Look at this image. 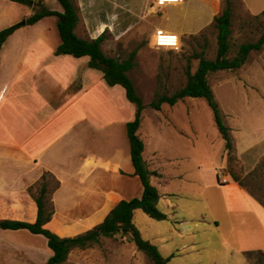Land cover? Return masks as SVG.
Segmentation results:
<instances>
[{
    "label": "crops",
    "instance_id": "1",
    "mask_svg": "<svg viewBox=\"0 0 264 264\" xmlns=\"http://www.w3.org/2000/svg\"><path fill=\"white\" fill-rule=\"evenodd\" d=\"M30 1L32 5L0 0V31L30 17L35 3L63 12L58 0ZM94 1L79 0L78 5L89 9ZM186 1L171 7L181 6L182 16L214 19L220 0H196L185 10ZM242 3L252 15L264 12V0ZM88 15L82 16V36L79 26L76 34L97 39L110 28L108 12L95 16L89 9ZM102 23L105 28L99 31ZM57 25V17L44 18L32 26L22 24L0 51V206L18 195L30 200L31 189L43 176L51 175L57 181L51 191L54 215L45 228L60 237H74L103 222L120 201L143 194L127 136V124L135 120L137 109L127 100L122 86H108L103 74L90 68L88 58L57 54L62 43ZM177 27L183 30L171 28L172 32L186 30ZM102 48L105 52V44ZM158 152L155 150L146 163L158 173L151 183L161 195L158 206L167 220L157 221L136 210L133 222L142 237L169 259L168 264L183 258L190 246L195 264H200L203 256L210 257L209 264H219L222 258V264H250L247 251L264 252V207L226 171L227 150L221 155L226 174L212 163L209 175L207 171L200 173L197 181L186 175L188 170L173 173L151 167ZM236 154L246 173L264 156L247 168L245 153L236 150ZM165 160L168 166L182 162L173 155ZM197 168L205 170L203 165ZM220 172L228 183L220 182ZM70 225L87 228L69 234L66 226ZM22 232L45 242L46 258L52 257L47 239L41 241L44 236L27 230L0 229V248L8 245L4 237Z\"/></svg>",
    "mask_w": 264,
    "mask_h": 264
},
{
    "label": "rangeland",
    "instance_id": "2",
    "mask_svg": "<svg viewBox=\"0 0 264 264\" xmlns=\"http://www.w3.org/2000/svg\"><path fill=\"white\" fill-rule=\"evenodd\" d=\"M153 0H96L90 7V15L101 16L108 12L110 18L106 31L105 54L125 61L133 51H137L135 67L129 72L139 96L148 107L157 94L172 95L187 84V73L194 74L200 59L213 60L216 58L218 42L217 32L212 27L214 19L198 18L194 15L182 16L181 6L168 7L164 12L155 14L151 9ZM79 8V35L82 36L84 24L83 15L88 17L89 9ZM96 3V4H95ZM196 0H187L183 8L189 9ZM40 4V3H36ZM84 4V2H83ZM226 4L220 0L217 7L218 15ZM38 7H34V12ZM234 15L232 19L231 57L242 44L255 43L264 34V15L258 18L250 14L239 2L234 0ZM93 12V13H92ZM184 12V10H183ZM215 15V16H216ZM82 23V24H81ZM106 24L99 26L102 31ZM182 37L180 50L156 49L151 46L152 35L158 28L177 31ZM103 32V33H104ZM248 62L237 71H220L208 76L217 101L223 112L226 124L232 129L234 143V167L244 164L236 154H243L246 167L264 154V48L260 52H253ZM138 136L144 143V160L149 162L155 150H159V157L154 165L159 171L169 170L177 173L186 171L188 177L197 181L200 173L204 175L212 163H216L222 172L223 153L226 142L219 134L214 124L211 108L205 99L187 98L174 106L163 104L160 111L147 108L142 113ZM180 157L179 164H166V156ZM149 164V163H148ZM166 165V166H165ZM205 166V170L198 171L197 166ZM149 166V165H148ZM227 171V170H226ZM246 173V172H245ZM217 175H214L216 179ZM48 189V211L54 208L51 201V191L57 187V181L46 176ZM42 180L27 196H14L2 202L0 206V221L5 219L33 220L37 208L35 198L39 194ZM143 213V212H140ZM91 226V225H90ZM69 234H78L87 226H66ZM94 227V226H93ZM30 235V236H25ZM29 233L9 234L4 239L8 245L0 248V264H46L47 258L43 242L31 238ZM46 241V238L41 237ZM47 243V242H46ZM24 247H22V246ZM48 247V244L46 245ZM49 248V247H48ZM192 246L184 250L183 258H176L171 264H195V256L191 255ZM198 259V258H196ZM224 262L221 259L219 264ZM210 257L203 256L200 264H209ZM254 264L253 262H249ZM65 264H154L148 257L137 250L127 240L117 235L105 238L100 245L85 250L76 249ZM197 264V263H196ZM199 264V263H198Z\"/></svg>",
    "mask_w": 264,
    "mask_h": 264
},
{
    "label": "trees",
    "instance_id": "3",
    "mask_svg": "<svg viewBox=\"0 0 264 264\" xmlns=\"http://www.w3.org/2000/svg\"><path fill=\"white\" fill-rule=\"evenodd\" d=\"M20 4H28L30 0H9ZM239 1L242 5V0ZM63 12L52 11L42 4H36V11L24 19L26 26L37 24L47 17L58 18V30L62 40L57 49L58 55H70L75 58L86 57L89 59V66L93 70L100 71L106 84L110 87L122 86L126 92V98L135 105L137 112L135 120L127 124V136L130 144V152L135 175L139 177L143 186V194L140 198L120 201L105 217L104 221L95 225L90 230L74 237H60L56 233L45 228V225L52 220L54 215L48 211L49 185L46 176H43L38 196L35 198L37 207L36 216L32 221L17 219H5L0 221L2 230H27L35 235H42L47 239L49 249L53 255L46 264H65L70 254L76 250H85L100 245L105 238H114L119 235L127 238V243L134 245L138 251L144 253L154 264H168L169 259L164 258L157 246L145 240L139 229L133 222L134 212L143 211L151 219L157 221L167 220V215L159 209L161 195L151 183L152 176L158 173L151 171L144 160V143L138 136L142 113L145 109L151 108L160 111L163 104L174 106L179 101L187 98L205 99L212 110L214 124L219 134L226 142L228 152L227 172L232 179L247 191L255 200L264 207V156L259 160L256 167L249 173H245L241 166L234 167L236 162L233 156L234 143L232 129L226 124L223 112L216 99L213 89L208 81L211 73L220 71H237L249 60L253 52H260L264 48V34L258 42L242 44L238 51L231 57L232 19L234 15V0H224L225 8L214 17L212 27L217 32L218 49L216 58L213 60L200 59L197 71L192 74L188 71L187 84L172 95L157 94L150 106L144 104L139 96L136 86L129 76V72L135 67L137 51H133L127 60L122 61L105 54L103 44L106 41V31L97 39L80 38L76 29L80 23L79 8L76 0H58ZM260 15H264L262 12ZM260 15H257L258 18ZM22 23L13 25L0 31V51L7 39L18 29ZM246 258L254 264H264V252L260 250L247 251Z\"/></svg>",
    "mask_w": 264,
    "mask_h": 264
},
{
    "label": "built area",
    "instance_id": "4",
    "mask_svg": "<svg viewBox=\"0 0 264 264\" xmlns=\"http://www.w3.org/2000/svg\"><path fill=\"white\" fill-rule=\"evenodd\" d=\"M179 3H182V0H153L150 6L152 11L158 15L168 7ZM151 46L156 49L170 48L172 50H180L182 48V37L177 33L158 28L152 35ZM218 175L222 184L228 183V178L223 176L221 172Z\"/></svg>",
    "mask_w": 264,
    "mask_h": 264
},
{
    "label": "water",
    "instance_id": "5",
    "mask_svg": "<svg viewBox=\"0 0 264 264\" xmlns=\"http://www.w3.org/2000/svg\"><path fill=\"white\" fill-rule=\"evenodd\" d=\"M29 4L32 5L33 4V1H29ZM22 24L24 25V24H26V22L23 21Z\"/></svg>",
    "mask_w": 264,
    "mask_h": 264
},
{
    "label": "bare ground",
    "instance_id": "6",
    "mask_svg": "<svg viewBox=\"0 0 264 264\" xmlns=\"http://www.w3.org/2000/svg\"><path fill=\"white\" fill-rule=\"evenodd\" d=\"M181 4V3H180ZM179 34V33H178ZM180 35V34H179ZM164 49H170V48H164Z\"/></svg>",
    "mask_w": 264,
    "mask_h": 264
},
{
    "label": "snow or ice",
    "instance_id": "7",
    "mask_svg": "<svg viewBox=\"0 0 264 264\" xmlns=\"http://www.w3.org/2000/svg\"><path fill=\"white\" fill-rule=\"evenodd\" d=\"M173 42H174V40H173Z\"/></svg>",
    "mask_w": 264,
    "mask_h": 264
}]
</instances>
